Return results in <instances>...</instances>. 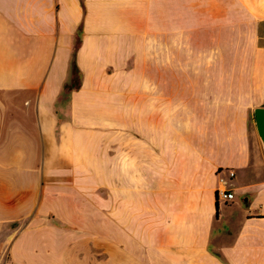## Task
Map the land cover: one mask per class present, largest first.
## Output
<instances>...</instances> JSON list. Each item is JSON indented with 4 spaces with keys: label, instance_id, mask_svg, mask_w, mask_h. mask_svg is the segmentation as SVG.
Masks as SVG:
<instances>
[{
    "label": "crops",
    "instance_id": "obj_1",
    "mask_svg": "<svg viewBox=\"0 0 264 264\" xmlns=\"http://www.w3.org/2000/svg\"><path fill=\"white\" fill-rule=\"evenodd\" d=\"M257 109L264 0H0V264H264Z\"/></svg>",
    "mask_w": 264,
    "mask_h": 264
},
{
    "label": "built area",
    "instance_id": "obj_2",
    "mask_svg": "<svg viewBox=\"0 0 264 264\" xmlns=\"http://www.w3.org/2000/svg\"><path fill=\"white\" fill-rule=\"evenodd\" d=\"M228 177L233 179L235 177L234 171H228ZM235 199V193L228 187V181L221 178L220 188L217 190V201L219 204L226 205Z\"/></svg>",
    "mask_w": 264,
    "mask_h": 264
},
{
    "label": "water",
    "instance_id": "obj_3",
    "mask_svg": "<svg viewBox=\"0 0 264 264\" xmlns=\"http://www.w3.org/2000/svg\"><path fill=\"white\" fill-rule=\"evenodd\" d=\"M255 122L259 136L264 146V109H257L255 111Z\"/></svg>",
    "mask_w": 264,
    "mask_h": 264
},
{
    "label": "trees",
    "instance_id": "obj_4",
    "mask_svg": "<svg viewBox=\"0 0 264 264\" xmlns=\"http://www.w3.org/2000/svg\"><path fill=\"white\" fill-rule=\"evenodd\" d=\"M71 74H72V81H71L72 85H71V87L77 88L79 86V83H80L81 74H80L79 70L77 69L75 57L72 61Z\"/></svg>",
    "mask_w": 264,
    "mask_h": 264
}]
</instances>
